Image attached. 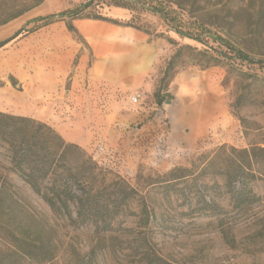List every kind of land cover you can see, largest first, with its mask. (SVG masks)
Returning <instances> with one entry per match:
<instances>
[{"label": "rangeland", "instance_id": "obj_1", "mask_svg": "<svg viewBox=\"0 0 264 264\" xmlns=\"http://www.w3.org/2000/svg\"><path fill=\"white\" fill-rule=\"evenodd\" d=\"M35 1L1 0L0 21ZM116 2L130 4V8L117 7ZM87 3L90 5L84 9ZM154 8H163L167 19ZM80 9L83 15L101 14L131 22L151 39L162 41L166 51L162 62L181 46H190L176 60L174 72L180 73L204 70L206 59L200 63L197 50L209 49L217 55L212 47L226 52L214 36L264 61V0H45L11 22L21 25L0 41V80L4 83L0 88V112L47 123L67 142L78 144L101 165L138 186L151 213L146 236L157 254L171 264H264V151L257 149L255 156L240 153L253 146L264 148V64L224 59V64L214 66L222 71V79L208 92L221 95L227 110L218 127H213L212 117L203 116L197 100L174 101L172 96L171 105L158 109L153 92L133 104L131 94L90 76L92 49L80 31L79 37L67 29L69 18L35 31L38 23L30 22ZM35 11L40 14L30 16ZM176 25L193 34L201 32L205 44L181 36L172 30ZM18 54L22 56V67L14 75L13 67L10 72L3 65L6 60L18 58ZM243 72L262 79L247 89L243 105L235 107L251 80ZM12 76L17 80L15 85ZM116 95L119 102L125 100V111L142 105L150 112L147 125L134 123L129 127L134 138L128 142L102 140L99 136L104 118L115 112L112 106ZM84 137L89 141L79 142ZM249 157L251 169L245 167ZM205 161L206 167L202 168ZM191 166L196 169L195 175L178 182L169 194L163 186L142 187L149 176L158 178L175 168ZM242 166L244 172L238 173ZM229 174H235L236 186L251 190L259 198L242 212L234 208L232 193L226 187ZM203 199L220 205V215H204ZM131 207L138 211V200ZM220 218L224 219L223 225ZM136 219L127 218V229L114 233L72 225L66 215L52 211L11 169L8 151L0 147V257L11 248L9 238L17 235L50 243L55 252L51 261L23 264H140L136 241L142 234L132 222Z\"/></svg>", "mask_w": 264, "mask_h": 264}, {"label": "trees", "instance_id": "obj_2", "mask_svg": "<svg viewBox=\"0 0 264 264\" xmlns=\"http://www.w3.org/2000/svg\"><path fill=\"white\" fill-rule=\"evenodd\" d=\"M45 0H36L29 6H23L9 14L7 18L0 21V26L23 16L25 13L43 4ZM1 2V0H0ZM91 3V2H90ZM90 3H87L86 9ZM115 6L130 8V4H121L116 2ZM154 11L167 19L168 14L163 8H154ZM82 11L62 12L40 17L30 22H37L38 26L34 31L66 20L67 28L76 36H81L77 27L74 25L76 19H93L113 23L119 26H128L136 29L131 22H120L119 20L103 16L101 14H81ZM181 36L194 39L205 44L202 33L193 34L179 28L178 25L172 28ZM215 40L220 41L222 46L226 47V52L212 48L215 54L209 49L197 50L196 57L205 58L206 64L202 69H209L214 66H220L228 59L230 61L240 60L241 63L264 64V61L253 58L247 51L239 46H235L230 41L214 36ZM170 41H173L170 39ZM190 46H181L176 53L167 61L160 64V77L153 93L154 103L158 109L163 104L172 100L170 84L173 82L179 72L176 69V60L181 57L182 50ZM232 53L229 56V53ZM162 67V68H161ZM242 75L250 82L246 84V92L242 93L236 100L234 106L243 105V99L247 95L253 83L259 78L248 72ZM12 84L17 80L11 77ZM264 80V79H262ZM0 80V87L3 86ZM243 121V120H242ZM0 147H6L8 151L11 169L17 173L23 181L29 185L33 192L39 195L42 200L52 209V211L66 215L71 224L76 227L93 226L96 231L103 233H114L124 229L127 218H138L134 220L138 226L139 233L142 234L136 243L141 253L140 264H171L168 260L157 254L152 248L151 242L146 236L150 231V210L145 197L138 188L120 174L114 172L111 168L101 165L92 156L78 144L67 142L50 125L32 117L17 116L0 112ZM258 147V148H257ZM237 151L235 148H232ZM263 147L253 146L251 150L244 149L240 153L247 156L256 154V151ZM203 162V167H206ZM253 162L249 157L246 168L252 167ZM242 166L238 173L244 172ZM196 173L194 166L173 169L169 174L153 178H147L146 187L163 186L170 193L178 182L190 179ZM138 176V181H140ZM235 174L228 175L229 192L232 193L234 208L242 210L250 203L258 201V197L251 193V190L239 188L235 185ZM138 200L139 210L132 209L131 204ZM204 201V215H220L222 207L214 202ZM220 223L224 219L220 218ZM145 228V229H144ZM125 229H127L125 227ZM11 248H7L3 257H0V264H23L24 262L44 263L55 258V252L50 243L43 241L29 240L24 236L13 235L9 238Z\"/></svg>", "mask_w": 264, "mask_h": 264}, {"label": "crops", "instance_id": "obj_3", "mask_svg": "<svg viewBox=\"0 0 264 264\" xmlns=\"http://www.w3.org/2000/svg\"><path fill=\"white\" fill-rule=\"evenodd\" d=\"M37 11L30 16L40 14ZM15 20L17 18L0 26V41L13 35L20 27V22L11 23ZM73 23L92 49L93 63L90 76L94 81H104L111 87L120 89L123 93L133 95L138 92L141 97L155 91L160 77V64L166 53L162 41L151 39L148 34L136 28L119 26L106 21L76 19ZM17 47L18 45L15 44L14 49L16 50ZM12 62H14V66H12ZM3 66L5 70L10 72L13 67L14 72L11 73H17L15 71L22 67V56L18 54V58L6 60ZM31 76L34 79L39 78L38 75L31 74ZM204 78H206L205 81ZM221 79L222 71L217 67L208 70L190 69L182 71L170 84V92L174 101L178 99L200 101L201 109L204 112L203 116L212 117L215 123L213 127H218L225 118V113H227L226 105L221 95L208 91L212 90L211 87L215 83L220 84ZM116 96V104L112 106L115 112L106 115L104 124L99 128L101 131L99 136L102 140L109 138L110 141L128 142L134 138L133 131L129 127L134 123L147 125L150 122L148 120L150 112L142 105L139 108L134 107L135 110L125 111L123 108L125 100L119 102L118 95ZM172 102H166L163 106L171 105ZM208 111L213 112L207 114ZM81 126L88 127L87 123L84 125L81 123ZM213 127L209 128L202 137L209 133ZM139 131L141 130L138 129ZM72 141L75 140L72 139ZM88 141L87 137L79 140V142L84 143Z\"/></svg>", "mask_w": 264, "mask_h": 264}, {"label": "built area", "instance_id": "obj_4", "mask_svg": "<svg viewBox=\"0 0 264 264\" xmlns=\"http://www.w3.org/2000/svg\"><path fill=\"white\" fill-rule=\"evenodd\" d=\"M141 98V94L140 93H135L131 96V103L133 104H137L139 102V99Z\"/></svg>", "mask_w": 264, "mask_h": 264}, {"label": "water", "instance_id": "obj_5", "mask_svg": "<svg viewBox=\"0 0 264 264\" xmlns=\"http://www.w3.org/2000/svg\"><path fill=\"white\" fill-rule=\"evenodd\" d=\"M21 32H22V30H20V31L18 32V34L21 33ZM169 103H170V102H169Z\"/></svg>", "mask_w": 264, "mask_h": 264}, {"label": "bare ground", "instance_id": "obj_6", "mask_svg": "<svg viewBox=\"0 0 264 264\" xmlns=\"http://www.w3.org/2000/svg\"><path fill=\"white\" fill-rule=\"evenodd\" d=\"M39 11V10H38Z\"/></svg>", "mask_w": 264, "mask_h": 264}]
</instances>
